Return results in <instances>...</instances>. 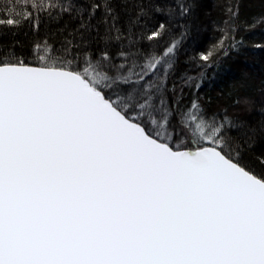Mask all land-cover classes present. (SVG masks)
I'll use <instances>...</instances> for the list:
<instances>
[{
    "label": "snow or ice",
    "instance_id": "1",
    "mask_svg": "<svg viewBox=\"0 0 264 264\" xmlns=\"http://www.w3.org/2000/svg\"><path fill=\"white\" fill-rule=\"evenodd\" d=\"M116 3L135 9L123 29ZM22 7L8 26L79 23L59 48L0 47V264H264V171L238 162V125L178 74L185 32L172 30L191 4L103 0L96 24L97 3Z\"/></svg>",
    "mask_w": 264,
    "mask_h": 264
},
{
    "label": "trees",
    "instance_id": "2",
    "mask_svg": "<svg viewBox=\"0 0 264 264\" xmlns=\"http://www.w3.org/2000/svg\"><path fill=\"white\" fill-rule=\"evenodd\" d=\"M31 2L32 0H0V47L5 52L14 50L26 53L34 43L43 45L45 40L59 48L61 41L67 36L65 29L73 28L79 23L67 15L59 22L50 21L45 13L38 31L32 27V21L22 23L18 27L8 26L7 20L18 18L17 13L23 15L26 11H31L30 8L22 7L24 4L30 5ZM45 2L56 3V0ZM81 2L85 16L91 3L100 4L92 20V23L96 24L103 14V0ZM137 2L154 8L157 5L174 6L177 0ZM187 2L191 4V15L179 21L184 25L183 29L176 26L172 30L176 34L185 32L178 52V74L187 73L194 77L192 81L184 84V93L186 96H199L202 103H207L210 111L218 112L221 116L227 115L236 123L239 130L232 135L235 138L234 147L237 149L234 155L238 162L249 170L264 171V0ZM237 5L238 16L232 21L235 31L228 32L224 48L218 49L216 45L225 31H228L225 24L229 19L228 9L231 7L236 11ZM114 7L120 17L118 23L123 29L129 17L135 15V9L131 4L125 7L116 3ZM152 15L155 21L161 18L162 14L153 11ZM232 36H235V41L231 39ZM104 37L103 26H100L98 32L92 33L95 49L103 47ZM116 48L117 45L113 44L111 50L114 52ZM209 51L214 54L208 62L199 60L200 53L207 54ZM173 82L177 88L180 87V82L172 78L170 88ZM197 82H202L198 91L195 88Z\"/></svg>",
    "mask_w": 264,
    "mask_h": 264
}]
</instances>
